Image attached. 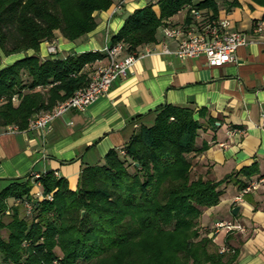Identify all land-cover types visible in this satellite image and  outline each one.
Returning a JSON list of instances; mask_svg holds the SVG:
<instances>
[{
    "label": "trees",
    "instance_id": "trees-1",
    "mask_svg": "<svg viewBox=\"0 0 264 264\" xmlns=\"http://www.w3.org/2000/svg\"><path fill=\"white\" fill-rule=\"evenodd\" d=\"M112 4L0 0V128L26 130L35 114L52 110L88 84L83 70L104 55L87 52L41 61L38 53L41 44L54 41L56 32L69 42L91 33L96 28L93 14ZM158 6L159 15L148 5L127 17L111 45L123 43L125 54L138 52L155 42L165 19L192 6V0H160ZM198 6L216 12L214 0ZM28 51L34 55L1 65L2 57ZM206 114L204 109L196 113L172 105L157 109L153 125L141 127L123 151L112 150L101 166L84 169L75 191L53 173L42 175L37 182L52 200L36 201L29 219L7 201L31 200L33 183L30 178L12 181L0 193V230L8 232L6 239L0 236L2 263L232 264L236 255L224 262L226 253L212 249V239L198 229L199 219L219 203L221 185L233 183L242 190L246 183L238 176L250 178L258 170L244 168L220 182L191 177V160L199 152V120ZM9 208L12 215L5 225L2 217Z\"/></svg>",
    "mask_w": 264,
    "mask_h": 264
},
{
    "label": "crops",
    "instance_id": "crops-1",
    "mask_svg": "<svg viewBox=\"0 0 264 264\" xmlns=\"http://www.w3.org/2000/svg\"><path fill=\"white\" fill-rule=\"evenodd\" d=\"M119 1L113 0L109 10L97 13L95 30L74 42L56 32L53 42L57 56L48 55L47 43H43L38 53L40 60L64 59L87 52L103 55L105 45L111 44V38L135 11L153 5L156 14L160 13V0H123L122 8L114 11ZM203 1L192 0V6ZM214 3L216 12L197 7L206 20L226 19L229 31L247 35L248 43L237 49L236 63L210 67L204 57L179 59L162 54L163 46L172 51L177 48L176 41L164 37V27L187 29L194 25L190 16L194 7L183 8L163 21L154 43L138 49L144 57L130 67L128 75L115 80L109 91L85 112H66L45 132L26 129L0 136V193L14 180H31V175L47 173L63 178L68 188L75 191L84 169L101 166L112 150L123 151L141 127L153 125L157 109L166 105L196 113L204 109L207 113L199 120L201 129L195 143L199 152L191 160L193 179L220 182L252 166L258 170L255 175L250 178L239 175L238 179L247 183L263 177L264 4L254 0H214ZM25 55L33 56L34 52L28 51L21 58ZM107 62L104 55L83 71L90 79ZM219 190L220 201L204 210L199 231L210 238L214 224L219 221L241 225L242 232L221 231L214 236L212 249H227L224 262L235 254L232 264H264V184L245 195L241 203L235 201L241 189L233 183H225ZM41 191V185L33 184L30 194L35 197ZM7 203L9 207L16 206L13 199ZM235 207H239L236 216L232 213ZM11 215V208L3 214L5 225ZM4 231L7 230H0V236Z\"/></svg>",
    "mask_w": 264,
    "mask_h": 264
},
{
    "label": "built area",
    "instance_id": "built-area-1",
    "mask_svg": "<svg viewBox=\"0 0 264 264\" xmlns=\"http://www.w3.org/2000/svg\"><path fill=\"white\" fill-rule=\"evenodd\" d=\"M123 0H120L115 6L114 11L122 8ZM190 16L193 24L187 29L180 27H164L163 35L165 38L174 40L177 43L175 50H170L163 46L162 54L175 55L179 59H195L204 57L207 65L210 67H223L227 64L236 63L237 49L248 43L247 35L237 31H229V21L226 19L206 20L204 14L198 8L190 10ZM47 53L50 56H57L58 50L54 42L47 43ZM103 55L107 58V64L97 68L96 72L90 77L86 86L78 89L67 100L57 103L52 110L35 114L31 117L27 130H40L45 132L48 127L66 112L77 111L85 112L97 100L103 97L110 89L112 83L125 78L134 63L143 58L140 52L125 54L123 43L115 45L106 44L103 49ZM15 101V98L13 99ZM264 128V117L262 121ZM19 128L10 125L0 129V136L10 135L19 132ZM124 154V152H121ZM41 175H31L33 184L40 185L37 182ZM264 184V176L258 179L249 180L246 187L240 190V195L236 198V203H241L245 195L258 190ZM51 201L52 195L44 196L42 191L31 200H14L16 206H23L25 215L31 217L34 209V203L46 199ZM231 233L234 231H244L241 225L231 221H219L214 224L210 233L213 239L219 232ZM227 252V249H221L220 253Z\"/></svg>",
    "mask_w": 264,
    "mask_h": 264
},
{
    "label": "rangeland",
    "instance_id": "rangeland-1",
    "mask_svg": "<svg viewBox=\"0 0 264 264\" xmlns=\"http://www.w3.org/2000/svg\"><path fill=\"white\" fill-rule=\"evenodd\" d=\"M22 55H24V54L22 53V54L12 55V56H10V57H8V58H7V57H2L1 65H2V66H5V65H7V64H11V63L13 62V60H18V59H20ZM13 102H14L15 105H17V104H18V98L15 97V101L13 100ZM9 126H10V125H9ZM0 129H2V128H0ZM129 170L132 171V167L129 166ZM18 208H19L20 216H21V217H24V218H26V219H29V218L25 215V211H24V209H23V206H18ZM2 234H3L2 237H3L4 239H6V238H7V235H8V232H7V231H4ZM57 254H58L59 256L61 255L60 252H59V250H57ZM0 264H3L1 258H0Z\"/></svg>",
    "mask_w": 264,
    "mask_h": 264
},
{
    "label": "water",
    "instance_id": "water-1",
    "mask_svg": "<svg viewBox=\"0 0 264 264\" xmlns=\"http://www.w3.org/2000/svg\"><path fill=\"white\" fill-rule=\"evenodd\" d=\"M96 14H97V12H95V14H93V16L95 17L96 16ZM238 211H239V207H235L234 209H233V211H232V213H233V215H237V213H238Z\"/></svg>",
    "mask_w": 264,
    "mask_h": 264
}]
</instances>
